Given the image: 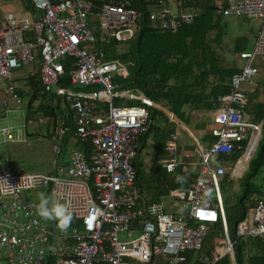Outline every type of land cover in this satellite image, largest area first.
<instances>
[{
  "label": "built area",
  "instance_id": "1",
  "mask_svg": "<svg viewBox=\"0 0 264 264\" xmlns=\"http://www.w3.org/2000/svg\"><path fill=\"white\" fill-rule=\"evenodd\" d=\"M28 1L30 11L0 15V79L7 82L0 105L18 100L11 74L32 65L37 57L41 92L65 102L74 124L72 137L88 143L89 150L84 154L69 149L67 164L58 165L69 130L59 125L49 137L54 156L50 173H12L0 159V248L6 264H215L224 256L236 264L235 239L264 240V182L259 194L250 195L247 206L253 212L236 224L233 239L218 184L224 169L212 163L219 155L242 149L237 163L244 166L255 148L259 127L242 117L246 98L240 85L256 75L253 60L264 58V0H223L219 6L223 17L254 18L260 25L251 49L238 54L243 65L230 77L229 93L216 98L209 129L215 141L207 150L197 145L200 172L193 176L182 171L186 188L168 190L170 199L186 209L182 217L164 213L162 203L142 198L134 184L147 108L161 110L132 86L131 63L107 56L105 47L133 40L143 21L161 32L175 33L191 24L196 12L181 8L184 0H143L144 10L133 8L132 0ZM114 78L124 86L113 83ZM10 131L1 128L0 135L12 139ZM174 139L173 134L168 136L167 153L173 151ZM161 164L167 174L179 166L174 159ZM36 187L72 212L66 232L55 221L38 216L39 200H24L23 192ZM209 190L211 199L205 203ZM216 226L213 249L203 255L200 250L209 228L217 230Z\"/></svg>",
  "mask_w": 264,
  "mask_h": 264
},
{
  "label": "trees",
  "instance_id": "2",
  "mask_svg": "<svg viewBox=\"0 0 264 264\" xmlns=\"http://www.w3.org/2000/svg\"><path fill=\"white\" fill-rule=\"evenodd\" d=\"M19 1L23 3L25 10H31L28 0ZM142 1L132 0L131 5L138 10H144ZM181 8H185L189 12H195L194 9L198 10L191 24L179 28L175 33H167L148 26V23L143 21L137 36L128 41L127 52L116 56V58L131 63L128 73L132 86L155 104L165 103L168 106V111L185 124L186 121L180 115L182 106L188 107L190 110L209 111L212 109L213 103H216L217 96L229 93L230 77L238 71L234 61L239 58L238 54L246 49L244 42L246 38L241 35L244 31L241 29H245L248 20L241 16L234 17L238 29H233L231 23L234 21L231 18L223 17L220 9L213 5V0H184ZM37 65L36 57L33 63L35 71ZM35 71L26 82V86L30 92L32 91L28 97V107L33 101L40 98L36 110L32 113H38L47 121L50 120L54 127L67 126L68 135L72 136L74 124L65 102L53 93L39 94L41 88L36 81ZM16 92L18 94V91ZM152 111L154 115H158L156 110ZM27 114L30 115L31 112L28 111ZM151 118L153 115L146 122V131L138 138V149L134 161L136 171L134 184L139 189L142 198H149L151 202H159L160 198L168 193L169 188H179L182 184L176 182L177 176L171 178L156 164H152L146 172L143 169L141 159L143 153L146 154L147 150L150 151L156 160L163 151V142L165 143L168 136L173 134L172 132H159L157 129L152 131V125L149 122ZM150 133H152L153 143L147 145V136ZM46 135L49 140L51 134L47 133ZM74 144V148L70 149L82 151L84 154L88 153V143L75 140ZM64 148H62V152H65ZM232 153L225 158L234 160L236 156ZM218 158L220 156H217ZM248 163L242 181V192L237 197V206L234 207L235 211H229L228 208L225 212L226 225L231 230L229 235L233 239H235L236 224L244 219L247 210H249L247 202L250 195L259 194L261 190V185H256L251 180L256 176V172L264 167V155L259 153ZM59 165L64 166L63 164ZM212 235L213 232L210 229L200 250L203 255H207L208 251L213 249ZM242 239L245 257L241 254L242 249L238 245V239H235V263L264 264V241L253 238ZM3 257L5 260L4 253ZM215 264H230V261L227 256H224Z\"/></svg>",
  "mask_w": 264,
  "mask_h": 264
},
{
  "label": "crops",
  "instance_id": "3",
  "mask_svg": "<svg viewBox=\"0 0 264 264\" xmlns=\"http://www.w3.org/2000/svg\"><path fill=\"white\" fill-rule=\"evenodd\" d=\"M22 3V2H21ZM224 1L223 0H214L213 5L219 9V6H223ZM23 5V3H22ZM7 11H12L14 10H5L0 6V15L1 13L7 12ZM23 11H25V8L23 6ZM195 12H197V9H194ZM240 17V16H239ZM243 17V16H241ZM231 18L233 21L234 17H227ZM236 18V17H235ZM246 18V17H245ZM248 21L245 24V29L243 33L241 34L243 37L246 39L244 42L246 43V49L244 51H249L253 45L255 35L257 33L258 27L260 25V21L258 19H249L246 18ZM253 20L256 21L255 23L251 24L250 21ZM236 21V20H235ZM233 29H238L237 25L235 22L231 23ZM239 59V58H238ZM240 60V59H239ZM241 61L240 66H236L238 69L237 72L241 69L243 65V61ZM253 66L256 68L257 73L256 75L249 81L247 82V87H245L246 90H243L242 93L244 94L246 98L245 105L243 109L241 110L242 112V117L246 122L256 124L259 127L258 131V137L255 141V151L254 153L250 156V158L246 161L247 163L244 166H241L239 163H237L239 160H241L242 157V149L238 151H234L232 153L233 155L236 156L234 160H228L225 158L227 155H219L220 158L217 159L213 158L212 163L216 166H221L224 169V174L221 177V180L224 182H229L230 180H235L240 187V194L242 192V185H243V177L245 172L247 171L248 168V162L255 157V155L259 154L264 155V58H255L253 60ZM34 69H33V64L31 65V70L29 73L23 78V83L26 86L27 81L30 77V75L34 74ZM36 72V71H35ZM235 74V73H234ZM232 76V75H231ZM15 80V79H14ZM27 87V86H26ZM21 92V95H23V91L21 89L18 90ZM32 92V91H31ZM30 92V93H31ZM40 95H44L41 91L39 92ZM17 95V93H16ZM39 95V96H40ZM27 96H29V90H27ZM3 97V96H2ZM0 97V101H1ZM12 100H7L5 106L0 105V112L3 111V113H0V122L7 120V118L13 114H23V117L19 115V119L22 121L21 127L22 131H15L14 139L7 141V142H12V141H17L20 143H24V139L22 138V134L25 135V137H37L35 139H43L46 138L48 140V136L46 135L47 133L51 134L53 129L55 128L52 126L50 120H46L47 124L44 126V128H39L38 131L36 130V119L38 118H43L40 114L36 113L33 114L32 111L36 110L38 103L40 102V98H37L35 101L32 102L30 107H28V99H18V101L11 102ZM22 101V102H20ZM14 103L16 105V108H11L9 107V103ZM157 105V104H156ZM165 106L166 110H163L160 108V112H158L159 116H164L167 118V123L169 125V128L167 132H172L173 135L175 136V139L173 141V151L170 153H167L165 151V143L163 142V151L159 154V157L155 160L154 157L151 155L150 151L147 150V153L142 155V161H143V169L145 172L149 169V167L152 164H156L157 166H160L162 168V162L168 159H174L179 166L175 169V171L172 174H167L171 178H174L176 176H182V171L188 172L190 175H198V173L201 170V158L199 157V150L198 146L201 147L203 150H207L212 143H214V138L209 135V129L212 126V114L215 109V103H213V107L209 111H199L197 109L195 110H190L188 107L182 106L180 109L181 114L184 117V121L186 123H182L180 120H178L170 111L168 110V106L163 103ZM159 107V106H158ZM24 108L27 109L26 113H24ZM31 112V114H27ZM157 112V111H156ZM171 114V116L175 119L174 121H171V118L167 114ZM193 115L190 119H188L189 115ZM163 117V118H164ZM36 118V119H35ZM198 118V120H197ZM203 118V119H202ZM177 121V122H176ZM24 122V123H23ZM46 127V128H45ZM21 134V135H20ZM68 134V133H66ZM46 135V136H45ZM248 134L246 135V139L242 142V146H245L246 141L248 139ZM13 138V137H12ZM165 138V137H164ZM179 140L181 141L180 143ZM6 142V143H7ZM150 143H153L152 138L148 137L146 144L149 145ZM2 141L0 145H2ZM198 145V146H197ZM263 149V151H262ZM6 162L7 159L5 158ZM65 161V160H64ZM64 161H61L60 163H63ZM244 162V161H241ZM8 167L9 163L7 162ZM154 167V166H153ZM10 169V168H9ZM260 168L256 172V176L251 180V182L254 183V181H258V184H262L264 182V171L261 170ZM257 185V184H256ZM187 186V182L183 183L182 186L179 188H171V189H178V190H183ZM170 190V188H169ZM239 194V195H240ZM167 197L170 199L168 196V193L160 198V201L164 198ZM238 197V196H237ZM237 197L235 201L237 200ZM223 203V202H222ZM178 205V204H177ZM170 208L172 207L171 205L169 206ZM180 207V206H179ZM180 209L183 211L182 214H177L173 213L171 211L166 212V213H172L175 216H185L186 215V209L180 207ZM223 210L225 212V209L223 207ZM248 211V210H247ZM247 213V212H246ZM241 221V220H240ZM219 227V226H216ZM212 229V228H209ZM210 231V230H209ZM213 233L218 234V229L217 230H212ZM264 241V240H263Z\"/></svg>",
  "mask_w": 264,
  "mask_h": 264
},
{
  "label": "rangeland",
  "instance_id": "4",
  "mask_svg": "<svg viewBox=\"0 0 264 264\" xmlns=\"http://www.w3.org/2000/svg\"><path fill=\"white\" fill-rule=\"evenodd\" d=\"M214 3V0H213ZM0 6L7 10L11 9L14 10L15 12H23V5L19 0H0ZM148 10H152V8H148ZM234 22L235 19H233ZM256 21L253 22V20L250 21L251 24L255 23ZM129 43L128 42H122L118 44L111 43V45H107L105 47L106 53L112 55V56H120L124 53L127 52ZM109 55V56H110ZM111 56V57H112ZM122 64L126 65V62L121 61ZM235 66H240L241 61L239 59H235L234 61ZM128 69H130L128 67ZM132 69V68H131ZM31 70V65L25 66L19 70L13 71L11 74L10 82H12L13 86L15 87L16 91L21 89L23 91V95H21V92L18 91L17 97L18 99H28L27 96V90H29L28 87H26L23 83V78L29 73ZM15 79V80H14ZM113 83L121 84L122 87L124 86L123 82L120 79L114 78L112 79ZM247 82L243 83L240 85V90H246L245 87H247ZM7 82L5 80L0 79V97L2 98L3 96V89L6 87ZM17 93V92H16ZM30 94V90H29ZM16 100H12L11 102H15ZM18 101V100H17ZM9 103V107L11 108H16V105L14 103ZM22 102V101H20ZM122 103V102H121ZM121 103H117V105H121ZM123 105H128L129 103L123 102ZM165 104V103H164ZM160 108L163 110L165 109V106L163 103L157 104ZM148 110V116L150 117L153 115V118L150 119V123L152 125V131L154 130H159V132H167L169 125L167 123V118L164 116H159V115H154V110L153 108H147ZM27 109L24 108V113H26ZM0 113H3L1 111ZM19 115L21 114H13L7 118V120H4L0 122V128H10L11 127V135L14 139L15 131H22V121L19 119ZM181 117L182 114H180ZM193 115H189L188 119H190ZM23 117V114L22 116ZM148 117V118H149ZM164 117V118H163ZM185 117V116H184ZM183 117V118H184ZM36 119V118H35ZM203 119V118H202ZM198 120V118H197ZM36 130L44 128V126L47 124L46 120L44 118H38L36 119ZM24 123V122H23ZM46 128V127H45ZM150 133L147 137H151ZM21 135V134H20ZM22 138L24 139V143H20L17 141H12V142H7L5 144L0 145V159H7V162L9 163V168L12 173H27V174H46L51 172V163L54 158L50 145H49V140L46 138H39L35 139L37 137H25V135L22 134ZM5 140V138H3ZM181 141L179 140L178 143ZM0 143H1V138H0ZM75 143V138L72 137L71 135L66 134L65 135V140L62 143L61 147V153L60 156L57 158V163L66 165L68 162V151L69 149L73 147ZM64 148L65 152H62V148ZM145 154V153H144ZM65 160V161H64ZM61 161H64L63 163H60ZM144 161V157H143ZM264 171V167L261 169ZM59 176H64V174H58ZM255 184H258V181H254ZM218 184H219V191L221 195V199L223 202V207L225 209V212H227V209L229 208L230 210L235 211V208L237 206V201H235L236 197L239 196L240 194V187L237 185L238 183L235 180H230L229 182H224L221 180V177L218 178ZM40 193H45L46 192L41 188V187H36L34 189H28L23 192V198L25 201L31 202V201H36L39 200V194ZM48 195V194H47ZM160 203H162V211L164 213L166 212H173L177 214H182V210L180 209L177 200H171L167 197H164ZM172 206L171 208L169 206ZM252 209H249L247 211V216L252 214ZM216 229H219V227H216ZM229 232L231 233V230L228 229ZM243 239L239 238L238 239V245L242 249V256L245 257V252H244V244H243ZM3 249L0 248V264H6L5 260L3 259ZM198 253H194L193 257H197ZM129 264H138V263H129Z\"/></svg>",
  "mask_w": 264,
  "mask_h": 264
},
{
  "label": "clouds",
  "instance_id": "5",
  "mask_svg": "<svg viewBox=\"0 0 264 264\" xmlns=\"http://www.w3.org/2000/svg\"><path fill=\"white\" fill-rule=\"evenodd\" d=\"M6 128H8V127H6ZM10 129H11V127H10ZM10 133H11V131H10ZM0 138H1V141L3 144H5L7 141H10L13 139V138L12 139H6L5 137H3L1 135H0ZM3 138H5V140H3ZM2 160H5V158ZM176 182L183 184V183H186L187 180H186V177L177 176ZM211 195H212L211 190H209L205 194V201H204L205 203H207L211 199ZM37 214L39 217H41L45 221H55L57 224V227L62 232H66L67 229L69 227H71L73 219H74L72 212L67 208V206L65 204L60 203L59 201L55 200L53 196L47 195L45 193L39 194V203L37 205ZM224 216H225V212H224ZM246 217H248L247 213H246L244 219ZM225 222H226V220H225Z\"/></svg>",
  "mask_w": 264,
  "mask_h": 264
},
{
  "label": "bare ground",
  "instance_id": "6",
  "mask_svg": "<svg viewBox=\"0 0 264 264\" xmlns=\"http://www.w3.org/2000/svg\"><path fill=\"white\" fill-rule=\"evenodd\" d=\"M257 137H258V135H257ZM254 151H255V149H254ZM254 151H253V153H254ZM253 153H252V154H253ZM230 154H231V153H230ZM224 155H229V154H224ZM221 156H222V155H221Z\"/></svg>",
  "mask_w": 264,
  "mask_h": 264
}]
</instances>
